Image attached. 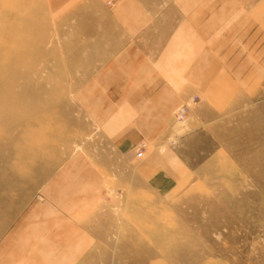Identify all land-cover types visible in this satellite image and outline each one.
I'll return each instance as SVG.
<instances>
[{"label":"crops","instance_id":"crops-1","mask_svg":"<svg viewBox=\"0 0 264 264\" xmlns=\"http://www.w3.org/2000/svg\"><path fill=\"white\" fill-rule=\"evenodd\" d=\"M20 13L21 40L36 39L37 54L52 39L57 86L70 88L76 110L46 112L37 102L36 112L5 122L4 165L19 191L11 198L33 201L5 213L0 226L26 231V242L7 236L2 245L33 249L27 258L16 249L4 256L49 264L46 248L64 247L69 260L85 261L76 232L109 184L161 188L158 168L174 151L172 137L179 142L215 121L226 103L264 87V0H21ZM193 96L186 118L176 120ZM92 134L102 162L78 145Z\"/></svg>","mask_w":264,"mask_h":264},{"label":"rangeland","instance_id":"rangeland-1","mask_svg":"<svg viewBox=\"0 0 264 264\" xmlns=\"http://www.w3.org/2000/svg\"><path fill=\"white\" fill-rule=\"evenodd\" d=\"M20 5L21 0H0L2 139L6 134L5 122L8 120L10 125L12 117L21 116V112H36L37 102L41 106L44 102L46 112L57 106L61 113L70 116L69 112L75 114L76 110L69 100L70 88L57 86L59 77L53 69L52 39H46L44 55L37 54L42 47L36 45V39L33 43L32 38L21 40ZM216 115L215 121L192 130L179 142H174V137L170 139L169 146L174 151H170L167 160L160 159L167 165L158 168V175L166 179L162 183L158 180L161 188L152 189L144 186L145 183L137 191L130 189L128 183L118 185L120 189L116 188L117 184L107 186L102 205L83 221V230L76 232L77 248L88 254L85 261L78 257L69 260L70 254L64 255V247L46 248V261L49 264H264V87L226 103ZM7 132L11 135V127ZM98 141L99 136L92 134L80 137L78 145L86 147L92 157L102 162ZM7 153L4 142L0 143V226L3 227L5 213L22 212L33 201L11 198L19 191L11 188L12 173L4 165ZM7 236L22 243L20 238L26 242L27 233L0 230V264L26 263L27 260H21V254L6 257L4 253L21 250L27 258L33 248L4 246ZM84 241L90 245L82 246Z\"/></svg>","mask_w":264,"mask_h":264},{"label":"built area","instance_id":"built-area-1","mask_svg":"<svg viewBox=\"0 0 264 264\" xmlns=\"http://www.w3.org/2000/svg\"><path fill=\"white\" fill-rule=\"evenodd\" d=\"M109 4H113V2H110ZM197 96H193L189 99V101L182 103L177 110L175 111V118L176 120H184L186 116L188 115L189 109L192 105V103L196 100ZM146 144L144 142H140L136 147V155L141 156L144 151V147Z\"/></svg>","mask_w":264,"mask_h":264},{"label":"bare ground","instance_id":"bare-ground-1","mask_svg":"<svg viewBox=\"0 0 264 264\" xmlns=\"http://www.w3.org/2000/svg\"><path fill=\"white\" fill-rule=\"evenodd\" d=\"M190 110V109H189Z\"/></svg>","mask_w":264,"mask_h":264}]
</instances>
